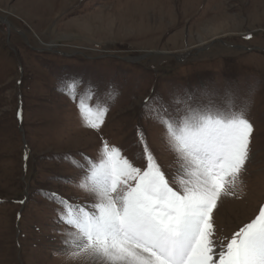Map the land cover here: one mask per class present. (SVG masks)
Instances as JSON below:
<instances>
[{"label":"rangeland","instance_id":"obj_1","mask_svg":"<svg viewBox=\"0 0 264 264\" xmlns=\"http://www.w3.org/2000/svg\"><path fill=\"white\" fill-rule=\"evenodd\" d=\"M61 77L80 78L75 101L57 90ZM89 83L98 86L90 94ZM109 83L120 95L104 125L83 127L80 97L103 106ZM250 87L251 159L234 194L214 210L218 246L264 205V0H0V264H99L61 251L69 226L56 222L58 205L41 195L94 202L53 179L78 175L61 154L99 162L106 141L142 167L141 128L158 162L175 174L176 155L142 109L145 98L155 93L168 102L189 89L195 104H223L226 89L239 102ZM205 90L217 95L205 97Z\"/></svg>","mask_w":264,"mask_h":264},{"label":"snow or ice","instance_id":"obj_2","mask_svg":"<svg viewBox=\"0 0 264 264\" xmlns=\"http://www.w3.org/2000/svg\"><path fill=\"white\" fill-rule=\"evenodd\" d=\"M78 82L80 78L61 77L57 90L75 101ZM93 88L98 86L89 83V94ZM254 91L250 87L237 102V94L226 89L223 104H195L189 89L183 90V97L173 92L168 102L155 93L145 98L142 109L164 128L163 139L176 155L175 174L158 162L141 128L137 137L142 167L106 141L99 162L84 153L61 154L78 175L53 179L89 192L94 201L74 205L59 192L41 190L46 200L58 205L56 222L69 226L61 251L71 249L72 257L87 255L99 264H264V205L226 244L218 246L213 239L214 210L222 196L234 194L231 190L251 159ZM103 95L108 102L97 107L86 102L88 96L80 97L83 127L100 131L120 92L109 83ZM202 95L217 93L205 90ZM180 100L183 107L170 112L167 104ZM18 117L22 119V111Z\"/></svg>","mask_w":264,"mask_h":264}]
</instances>
